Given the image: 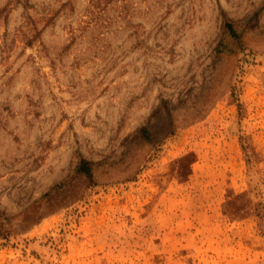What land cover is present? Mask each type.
I'll return each instance as SVG.
<instances>
[{
    "label": "rangeland",
    "instance_id": "374dc122",
    "mask_svg": "<svg viewBox=\"0 0 264 264\" xmlns=\"http://www.w3.org/2000/svg\"><path fill=\"white\" fill-rule=\"evenodd\" d=\"M0 264H264V0H0Z\"/></svg>",
    "mask_w": 264,
    "mask_h": 264
},
{
    "label": "trees",
    "instance_id": "16d2710c",
    "mask_svg": "<svg viewBox=\"0 0 264 264\" xmlns=\"http://www.w3.org/2000/svg\"><path fill=\"white\" fill-rule=\"evenodd\" d=\"M224 31L227 32L230 36L233 38H237L238 35L236 31L233 29V25L226 22L224 24ZM136 137H144L145 139L149 138V131L148 128L145 126H142L138 132L135 134ZM134 136V137H135ZM93 163L86 160V159H80L75 173L78 174L79 176H82L85 180H89L92 175H93ZM70 188L65 184L63 187V184L56 185V187L52 188V190L48 193L49 199H56L57 192L63 191V190H69ZM52 195V196H51ZM59 205H62L61 201H58Z\"/></svg>",
    "mask_w": 264,
    "mask_h": 264
}]
</instances>
